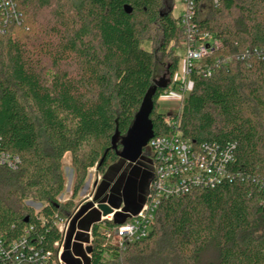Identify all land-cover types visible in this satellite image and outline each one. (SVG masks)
Instances as JSON below:
<instances>
[{"label": "trees", "instance_id": "16d2710c", "mask_svg": "<svg viewBox=\"0 0 264 264\" xmlns=\"http://www.w3.org/2000/svg\"><path fill=\"white\" fill-rule=\"evenodd\" d=\"M18 3L23 23L0 31V137L22 165L15 172L0 168V234L12 242L33 226L29 242L49 250L62 239L55 222L74 215V200L92 168L104 176L95 199L112 183L113 203L120 204L131 189L122 172L126 161L118 155L121 142L115 149L113 139L128 134L163 79L170 84L158 86L150 118L154 137L174 134L158 101L173 86L188 37L174 16V0ZM196 24L201 34L224 42L205 60L216 64L264 47V0H220L219 7L199 10ZM251 62L220 65L208 79L195 72L177 116L182 137L197 146L236 144V178L163 202L150 236L125 250L106 247L103 232L129 218L117 213L113 221L90 219L85 207L67 248L84 217L74 254L87 264H264V61ZM68 154L72 197L61 202ZM27 201L43 204L42 213L36 216ZM142 201L130 193L125 207L137 211ZM90 241L91 259L82 247ZM64 259L82 264L69 251Z\"/></svg>", "mask_w": 264, "mask_h": 264}, {"label": "built area", "instance_id": "2783aa9c", "mask_svg": "<svg viewBox=\"0 0 264 264\" xmlns=\"http://www.w3.org/2000/svg\"><path fill=\"white\" fill-rule=\"evenodd\" d=\"M182 1L184 8L178 24L188 37V42L173 86L160 98L175 100L181 104L194 88L193 74L195 72L198 76L208 79L213 76L216 67L227 65L233 60L244 62L249 66L254 59L264 61V47H256L254 49L247 48L235 56L219 59L216 64H205V60L222 51L225 44L211 34H201L196 24V18L199 10L204 13L210 5L219 7L220 0ZM22 23L23 14L19 8L18 0H0V31L5 32L10 25H21ZM172 92H176L178 95L174 96ZM179 115L173 118L167 116L166 119V123L174 131V134L155 136L148 143L153 178L145 200L140 211L135 215L130 214L125 223L104 230L103 237L106 247L125 250L129 245L147 239L153 230L157 212L163 202L179 199L198 189H214L223 182L236 178V175L231 171L235 162L236 144L228 143L221 146L218 143L206 142L198 146L195 145L191 140L183 138L179 132V118H177ZM21 165V157L5 150L0 137V168L15 172L20 169ZM95 168L97 170V167ZM95 188L97 190L98 184L95 185ZM26 204H31L29 206L34 210L36 216L40 215L44 209V205L41 203L27 201ZM94 207L100 211L99 205ZM117 213H123V208L114 209V213L107 217L102 214L101 221H113ZM76 215L55 222V227L62 239L55 242L49 250L36 248L29 242L30 235L34 231L33 226L27 229L21 238L12 242H8L0 234V264H68L64 259V255L68 251L76 259L81 260L82 264H87L84 259L74 254V245L77 243L76 236L82 232L79 229L82 218L78 222L76 221L71 244L67 248ZM41 220L44 224L45 220L43 218ZM85 233L92 239V231ZM91 241L82 244L85 251L91 245ZM86 253L87 257L91 259V253L87 251Z\"/></svg>", "mask_w": 264, "mask_h": 264}, {"label": "rangeland", "instance_id": "374dc122", "mask_svg": "<svg viewBox=\"0 0 264 264\" xmlns=\"http://www.w3.org/2000/svg\"><path fill=\"white\" fill-rule=\"evenodd\" d=\"M174 1H175L174 16L176 18H179L182 15V11L184 8L183 1L182 0H174ZM179 55L181 56V60H182V58L184 57V51L180 50ZM160 72H158V75L156 77L157 81H160L163 77V74H161ZM177 73H179V70ZM172 95L176 96L178 94L176 92H172ZM158 103H159V111L170 118H173L181 113L183 104L175 100L160 99ZM64 168L67 178V185L64 194H62L59 198L62 202H66L70 200L72 197L74 170L72 168V158L70 154H68L64 159ZM122 172L126 175L128 180L127 183L129 184V187H131V189H128L127 193L125 194L122 193V196L120 198L122 202L120 204L113 203V200L116 197L114 196V193L111 191V188L113 186L112 183L110 184L109 190L106 192L105 195L102 196L101 199L99 200L95 199V195L97 193L95 185L98 184L99 187V185H101L102 181L104 180V176L103 174L99 173L98 170H96V168H94L89 171L86 182L82 190L80 191L78 197L74 200V206H75L74 209L76 208L74 214H79L81 210H83L85 207H88L85 213H89V211L90 212L92 211V214L90 215L89 218L97 219L98 216H100V220H101L102 217L101 211L96 210L94 207L95 205H100V204H108L111 208L117 210L123 208L122 215L124 217H128L130 216V214H133L132 210H129L125 207L127 198L130 196V193H132V197L133 198L135 197L137 202L138 199L140 198H143V200H145L149 188V184L153 178L152 161L150 158L149 145L145 147V151L142 157L140 158V160L136 164H130L126 162ZM29 205L31 206V204H28V206ZM82 247L84 248L83 245Z\"/></svg>", "mask_w": 264, "mask_h": 264}, {"label": "water", "instance_id": "95a60500", "mask_svg": "<svg viewBox=\"0 0 264 264\" xmlns=\"http://www.w3.org/2000/svg\"><path fill=\"white\" fill-rule=\"evenodd\" d=\"M169 84V80L163 79L161 83L157 84V86L151 89L128 134L124 137H120L119 133L115 135L113 139V146L115 149H117V144L121 142L122 149L118 151V155L127 163L136 164L142 157L145 147L148 145L150 140L153 139V124L150 118L154 109L153 97L158 89V86L167 88ZM143 202L144 200L142 201V203ZM99 209L104 217H107L114 213V209L111 208L108 204H100ZM140 209L134 212L132 211L133 215L137 214ZM118 214L122 215V213ZM127 218H129V216L125 217V219ZM87 252L91 253L92 249L88 248Z\"/></svg>", "mask_w": 264, "mask_h": 264}, {"label": "crops", "instance_id": "0c3cea01", "mask_svg": "<svg viewBox=\"0 0 264 264\" xmlns=\"http://www.w3.org/2000/svg\"><path fill=\"white\" fill-rule=\"evenodd\" d=\"M87 214H88V213H86V214L84 215V217H85ZM84 217H82V219H83Z\"/></svg>", "mask_w": 264, "mask_h": 264}, {"label": "flooded vegetation", "instance_id": "af4514ba", "mask_svg": "<svg viewBox=\"0 0 264 264\" xmlns=\"http://www.w3.org/2000/svg\"><path fill=\"white\" fill-rule=\"evenodd\" d=\"M144 151H145V149H144ZM144 153V152H143Z\"/></svg>", "mask_w": 264, "mask_h": 264}]
</instances>
